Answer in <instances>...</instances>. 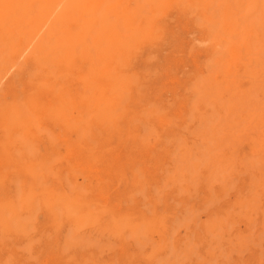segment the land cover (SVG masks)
I'll return each instance as SVG.
<instances>
[{"label": "rangeland", "instance_id": "374dc122", "mask_svg": "<svg viewBox=\"0 0 264 264\" xmlns=\"http://www.w3.org/2000/svg\"><path fill=\"white\" fill-rule=\"evenodd\" d=\"M29 1L0 2V264H264V2L103 0L59 18ZM102 66L122 78L107 114L89 83Z\"/></svg>", "mask_w": 264, "mask_h": 264}, {"label": "bare ground", "instance_id": "6f19581e", "mask_svg": "<svg viewBox=\"0 0 264 264\" xmlns=\"http://www.w3.org/2000/svg\"><path fill=\"white\" fill-rule=\"evenodd\" d=\"M32 1V0H31ZM37 2V0H35ZM101 1L103 0H42V2H44V4L41 3V0H40V3L42 5V7L40 8V10L42 11V13H45V14H51L54 10H55V7L58 6V5H61L59 6L62 10H60V12H57V16L59 18H63V17H67L70 16V15H74L75 13H86V12H90L92 13L94 11V9L96 8L97 4L100 3ZM193 1V0H191ZM199 1H202V3L205 1V0H199ZM264 2V0H248V2L251 4V6H257L260 2ZM0 2L4 5H7L6 7H19L18 10L20 9V7L22 8L23 6V2L25 3L26 0H0ZM27 2H30L29 0H27ZM39 2V1H38ZM154 2V1H153ZM174 2V1H173ZM206 3L207 0L205 1ZM204 2V3H205ZM156 3V1H155ZM183 3V2H182ZM189 3V2H188ZM201 3V2H200ZM198 4L200 6H202L201 4ZM203 3V4H204ZM31 5L32 2L30 3ZM96 4V6L94 5ZM249 4V5H250ZM21 5V6H20ZM25 5V4H24ZM29 5V3H28ZM29 5V9H30V6ZM39 5V4H38ZM157 5V3H156ZM167 5V1H166V4ZM172 5V4H171ZM185 5V4H184ZM188 5V4H187ZM186 5V6H187ZM195 1H194V7L197 8L198 5H196ZM250 6V7H251ZM25 7L27 8V6L25 5ZM164 7V6H163ZM167 7V6H166ZM173 7V6H172ZM175 7V6H174ZM178 7V6H177ZM248 7V6H247ZM11 8V9H12ZM24 8V7H23ZM23 8L21 9V11L23 10ZM27 8V9H28ZM168 8V7H167ZM179 8V7H178ZM25 9V8H24ZM59 9V8H58ZM4 10V8H3ZM8 10V8H7ZM15 10V9H14ZM26 10V9H25ZM25 10H23L25 12ZM167 10V9H166ZM169 10V8H168ZM197 10V9H196ZM5 11V10H4ZM4 11H1L2 14ZM13 10H10V12L12 13ZM31 11V10H30ZM92 11V12H91ZM127 11V10H126ZM163 11V10H162ZM165 11V10H164ZM163 11V12H164ZM6 12V11H5ZM17 12V11H16ZM20 12V11H18ZM129 12V11H128ZM157 10H156V14H157ZM14 13V11H13ZM21 13V12H20ZM27 13V11H26ZM40 13V12H39ZM184 13V11H183ZM0 15L1 18H4V16H6L5 14L4 15ZM7 14H8V11H7ZM23 14V12L21 13ZM47 14V15H48ZM89 14V13H88ZM155 14V17H157ZM161 15L163 16V14L161 13ZM204 15V14H203ZM3 16V17H2ZM126 17V19H124L125 23L124 25L126 27H130L131 24L133 23L134 19H135V14H125L124 15ZM160 16V18L162 17ZM12 17V16H11ZM30 17V16H29ZM154 17V18H155ZM205 17V15H204ZM0 18V19H1ZM8 18V17H7ZM33 18V17H32ZM158 18V17H157ZM80 20V19H79ZM83 20V19H81ZM13 21V19H12ZM16 21V19L14 20V22ZM18 21V20H17ZM16 21V22H17ZM151 21V20H150ZM13 22V23H14ZM84 22V21H82ZM210 22V21H209ZM6 23V22H5ZM159 23V22H158ZM19 24V23H18ZM26 24V23H25ZM164 24V23H163ZM155 25V24H154ZM160 25V24H159ZM161 26H163L161 24ZM221 26L223 27L224 29V32L226 31L228 33V35L231 37L233 34H234V29H235V21H233L231 19V15L230 13H226L224 14L222 20H221ZM89 27H91L90 24H84L82 29L85 28V29H88ZM160 27V26H159ZM157 28V27H156ZM164 29V27H162ZM158 30V28H157ZM136 31H139V30H136L134 29L133 30V34L134 32ZM86 32V31H85ZM141 33V30L139 31ZM138 32V34H139ZM82 33V32H81ZM226 33V34H227ZM136 34V35H138ZM243 34L245 35V37L247 36H256V33H255V30L254 29H249L248 27V24L246 23L244 28H243ZM140 35V34H139ZM186 35V34H185ZM80 36V35H79ZM64 37V36H63ZM28 38V37H27ZM78 38V37H77ZM99 38V37H98ZM137 39V38H136ZM215 39V37L213 38ZM71 40V39H70ZM81 41V39H79ZM209 40V38L207 39ZM76 41V40H75ZM78 41V42H80ZM71 42V41H70ZM82 42V41H81ZM101 44H102V58L103 57H107L108 55L111 57V58H114L116 59L117 57L121 56V54L124 52L125 48H126V42H124L119 36L117 33H113V30L111 31H108V32H102L101 34ZM132 42V41H131ZM130 42V43H131ZM206 42V41H205ZM28 43V42H27ZM230 45H231V48H229V54L231 57H236V50L232 47L233 43L230 41L228 42ZM80 44V43H79ZM82 44V43H81ZM87 44V43H86ZM100 44V43H99ZM210 44V43H209ZM29 45V44H28ZM76 46H78L77 44H75ZM137 45V43H136ZM204 45V44H203ZM217 46V45H216ZM64 47V46H63ZM80 47V46H79ZM87 47V46H86ZM137 47V46H136ZM214 47V45H213ZM30 48V47H29ZM95 49V48H94ZM136 50V49H135ZM130 52V51H128ZM132 52V50H131ZM134 52V51H133ZM69 54V53H68ZM71 55V53H70ZM69 56V55H68ZM238 56V55H237ZM241 57V56H240ZM238 59V58H236ZM74 60V59H73ZM125 61V60H124ZM37 62V60H36ZM122 62V61H121ZM235 62V61H234ZM108 63V62H107ZM115 63H116V60H115ZM241 63V62H240ZM116 64H119V62L117 61ZM116 64H113V67L116 66ZM110 65V64H109ZM115 65V66H114ZM241 65L243 66V71H244V74L251 77L252 74L254 72H252L250 69H249V65L242 62ZM121 66H122V63H121ZM88 67V66H87ZM108 66H102V71L100 72V75L102 76L101 80H97V79H94L93 80H90L89 83H91L92 85L96 86V84L98 86H96L98 88V90L101 92V98H102V103L104 105V113H108L109 112V105L112 104L113 102H115V100H117L121 93H122V78L121 76L118 75L117 72H115V69H110V68H107ZM239 71V70H238ZM186 72V71H185ZM242 72V70H241ZM95 77V76H94ZM82 78V76H81ZM85 78V77H84ZM82 78V79H84ZM87 81V80H86ZM85 81V82H86ZM41 82V81H40ZM178 82V81H177ZM181 82H184V81H181ZM91 86V85H90ZM92 87V86H91ZM96 91V90H95ZM111 94H112V97H111ZM95 95V94H94ZM99 100V99H98ZM213 103V102H212ZM94 104V103H93ZM112 107V106H111ZM92 109V108H91ZM48 110V109H47ZM103 113V112H102ZM191 115V114H190ZM160 122H165L164 124H167L166 121H159ZM163 126V125H162ZM165 126V125H164ZM157 134V133H156ZM9 135V134H8ZM166 137V136H165ZM159 140V139H158ZM161 141V140H160ZM14 163V162H13ZM256 178V177H255ZM254 186V185H253ZM257 194V193H256ZM48 203L50 204V202L48 201ZM48 204V205H49ZM43 206V205H42ZM44 209V208H42ZM44 211V210H43ZM42 213V212H41ZM38 215V214H37ZM62 219V218H61ZM103 219V218H102ZM49 222V221H47ZM46 223V222H45ZM54 223V222H53ZM178 223V222H177ZM46 225V224H45ZM187 225V224H186ZM47 226V225H46ZM49 226V225H48ZM49 228V227H47ZM105 234V233H104ZM249 244V243H248ZM210 246V245H209Z\"/></svg>", "mask_w": 264, "mask_h": 264}]
</instances>
